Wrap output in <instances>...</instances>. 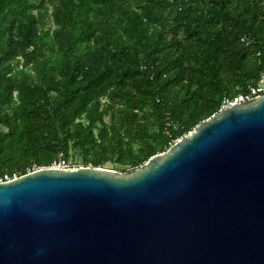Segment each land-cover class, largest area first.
<instances>
[{
	"label": "trees",
	"instance_id": "trees-1",
	"mask_svg": "<svg viewBox=\"0 0 264 264\" xmlns=\"http://www.w3.org/2000/svg\"><path fill=\"white\" fill-rule=\"evenodd\" d=\"M262 1L0 0V175L143 166L264 72Z\"/></svg>",
	"mask_w": 264,
	"mask_h": 264
},
{
	"label": "water",
	"instance_id": "water-1",
	"mask_svg": "<svg viewBox=\"0 0 264 264\" xmlns=\"http://www.w3.org/2000/svg\"><path fill=\"white\" fill-rule=\"evenodd\" d=\"M0 264H264V94L130 172L0 182Z\"/></svg>",
	"mask_w": 264,
	"mask_h": 264
},
{
	"label": "built area",
	"instance_id": "built-area-1",
	"mask_svg": "<svg viewBox=\"0 0 264 264\" xmlns=\"http://www.w3.org/2000/svg\"><path fill=\"white\" fill-rule=\"evenodd\" d=\"M262 94H264V72H261L257 81L254 82L253 84L249 85L245 91H242L236 95H231V94L224 95V97L221 100L219 110L226 108L228 106L249 100L251 98L260 96ZM177 127H178V125H175V128H177ZM188 133H186V134H188ZM182 137L177 138L170 145L177 142ZM78 166H80V165L73 163L71 160L67 159L63 154H59L58 157L51 162V164H49L47 166H40V167L34 168L33 170H29L28 172L38 170V169H42V168L67 169V168H76ZM18 176H19L18 174L3 173L0 175V182L9 181V180L16 178Z\"/></svg>",
	"mask_w": 264,
	"mask_h": 264
},
{
	"label": "rangeland",
	"instance_id": "rangeland-1",
	"mask_svg": "<svg viewBox=\"0 0 264 264\" xmlns=\"http://www.w3.org/2000/svg\"><path fill=\"white\" fill-rule=\"evenodd\" d=\"M262 2H263V6H264V0ZM76 162L80 166H90V167H93L92 164L84 165L83 162L81 161V158L80 157H77L76 158ZM101 167L102 168H105V169H109V170L114 171L116 173H126L127 172V171H122L121 170L122 167H120L118 165H113L111 163H107L106 165H102Z\"/></svg>",
	"mask_w": 264,
	"mask_h": 264
}]
</instances>
